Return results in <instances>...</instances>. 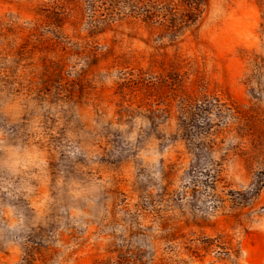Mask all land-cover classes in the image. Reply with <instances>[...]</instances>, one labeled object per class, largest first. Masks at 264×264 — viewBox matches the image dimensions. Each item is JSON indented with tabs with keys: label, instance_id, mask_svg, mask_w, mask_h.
<instances>
[{
	"label": "rangeland",
	"instance_id": "rangeland-1",
	"mask_svg": "<svg viewBox=\"0 0 264 264\" xmlns=\"http://www.w3.org/2000/svg\"><path fill=\"white\" fill-rule=\"evenodd\" d=\"M0 264H264V0H0Z\"/></svg>",
	"mask_w": 264,
	"mask_h": 264
}]
</instances>
